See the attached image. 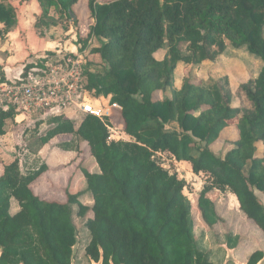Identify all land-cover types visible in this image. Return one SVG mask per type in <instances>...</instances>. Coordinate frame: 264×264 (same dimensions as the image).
Instances as JSON below:
<instances>
[{"label":"trees","instance_id":"obj_1","mask_svg":"<svg viewBox=\"0 0 264 264\" xmlns=\"http://www.w3.org/2000/svg\"><path fill=\"white\" fill-rule=\"evenodd\" d=\"M37 1L40 37V28L70 22L73 12L80 51L92 40L102 42L91 50L102 69L90 60L84 67L87 89L111 98L121 109L106 123L83 116L78 127L63 116L38 120L36 129L47 118L52 126L42 138L45 143L71 137L61 148L75 152L70 163H79L61 193L50 192L52 185L48 188L51 196L43 191L38 195L39 184L45 188L44 175L62 168L52 170L37 161L24 173L17 159L5 167L0 176V264H8L9 256L12 264H71L77 244L71 204L79 209V217L93 212L86 226L91 234L88 254L95 261L103 250L105 264H214L198 249L186 182L163 167L158 153L188 162L194 174L208 178L198 203L207 227L220 221L209 194L227 190L264 234V205L256 195L264 194V0H87L84 36L74 11L83 0ZM17 24L11 0H0V41ZM228 45L245 48L262 63L258 76L242 84L237 94L227 77L205 80L194 73L203 63L222 57ZM164 49L163 58H157ZM180 64L192 69L177 89ZM15 118L13 109L0 108V136ZM107 125L121 128L132 142L110 141ZM231 128L237 136L224 143V149H231L221 157L213 148ZM88 156L99 172L85 168ZM81 174L91 206L72 194ZM12 202L20 208L15 215ZM228 241L233 248L232 239ZM263 259L264 252L257 251L248 264Z\"/></svg>","mask_w":264,"mask_h":264},{"label":"rangeland","instance_id":"obj_2","mask_svg":"<svg viewBox=\"0 0 264 264\" xmlns=\"http://www.w3.org/2000/svg\"><path fill=\"white\" fill-rule=\"evenodd\" d=\"M113 0H101L103 3H107ZM14 5L20 11L21 7L24 5L22 0H13ZM87 0H83L82 3L78 4L74 7V11L79 18V24H82L83 32L82 35L87 34V18L89 16ZM56 19H58V15L53 12ZM73 22H65L64 20H59L58 25L52 26L49 28H40V32L44 33L43 39H46L49 43H57L60 44V47L64 50L63 54H68L74 48L75 45L80 53V46L77 45V37L76 31L73 26ZM55 44L54 46H56ZM102 42L98 39H95L93 43L89 46L87 50V55L91 62L95 63L100 69L101 60L98 56H92L91 50L95 47H100ZM53 46V45H52ZM66 52V53H65ZM167 50H162L157 53V58L161 59L165 55ZM8 55V50L5 53ZM4 55V54H3ZM37 61V60H35ZM262 68L261 61L252 56L245 48L235 49L231 45H228L226 52L220 57L218 60L214 62H205L201 66L197 67L194 70L197 79H220L223 77H227L229 79V83L233 90L234 94H237L239 87L242 84H245L249 80L256 78ZM192 69L191 66H187L184 64H180L175 73V84L174 88L181 89L184 78L187 76L188 72ZM93 71H96L97 68L93 67ZM2 74V72H0ZM170 96V93H165L163 96ZM91 97L88 96V99ZM156 99L160 98V95L155 97ZM239 100H235V104L238 105ZM83 114H78L77 118L73 120L75 125L78 127L80 121L83 118ZM40 115L33 116L32 119H29L25 124L21 125L22 127L16 128L14 123L9 122L7 126V134L8 137V145L11 143L9 149H11V155L15 158L16 156H30V158H36L33 160H38L39 162L43 159L41 157L38 158L40 152L44 150L43 158L46 155L52 156L54 158L52 161L53 169L62 168L61 172H48L44 175V185L45 188H42L43 184H39V192L40 195H48L51 196L48 192V188L53 186L49 191L52 193H61L60 190H63L67 187L68 180L79 163V161H74L72 164H64L68 162V159L62 156H57L64 154L65 152L61 146L68 142L71 137L70 136H60L49 143H45L42 138L48 133V131L52 128L51 125H48L49 118L45 121L46 124L42 125L38 129H36V124L38 120H40ZM45 119V118H44ZM19 135L20 144L17 145L16 137ZM236 130L231 128L223 134L222 138L219 140L218 144L213 148L214 152L221 157H224L225 154L231 148H223L224 143L227 140H232L236 138ZM110 139L124 142H132V139L124 133L121 129L110 131ZM55 152L56 154H53ZM67 156L69 152H66ZM76 156V155H75ZM158 159L161 161L164 168L170 170L172 173H177L179 178L186 182V188L184 190L185 196L190 200L192 204V217L195 225V238L198 242V249L205 254H207L211 261L214 264H247L250 256L257 252H264V234L257 227V225L249 220L244 213L240 210L239 203L236 197L231 194L229 191H220L214 190L209 194V198L215 204L217 213L220 217L219 223L213 228H209L205 225L202 220L201 212L199 210V198L200 194L204 189V186L208 183V178L201 174L196 175L193 173L192 166L190 163H180L177 162L171 155L169 154H157ZM47 159V157H46ZM11 159H5V162H10ZM85 168H87L90 172L96 173L99 172L97 164L95 160L88 156L87 162L85 164ZM25 169V168H23ZM26 173V171L24 172ZM79 174V173H78ZM49 179L51 180L49 182ZM47 180V182H45ZM53 181V182H52ZM86 180L83 175H77L75 178V182L73 183L72 191L76 194L80 195V200L82 203L91 206L92 199L88 194H85L86 190ZM43 183V182H42ZM256 195L259 197L261 202L264 205V194L259 191H256ZM54 197H56L54 195ZM53 198V197H52ZM77 212L78 208L75 206ZM76 228L78 230L77 233V244L74 247V254L83 256L82 254V246L80 243L81 233L80 230L83 228L85 221L81 219L74 220ZM232 239L233 248L229 247L228 239ZM229 258V259H228ZM228 259V260H227ZM232 259V260H230ZM233 260H235L233 262ZM81 264H91L89 260H84ZM261 264V263H259Z\"/></svg>","mask_w":264,"mask_h":264},{"label":"built area","instance_id":"obj_3","mask_svg":"<svg viewBox=\"0 0 264 264\" xmlns=\"http://www.w3.org/2000/svg\"><path fill=\"white\" fill-rule=\"evenodd\" d=\"M88 48L60 57L46 56L26 76L0 82V108L13 109L20 116V119L17 117L20 125L36 115L75 120L78 114L93 116L106 123L121 106L111 98L97 96L87 89L84 67L89 58ZM107 128L109 135L110 131L121 129L110 125Z\"/></svg>","mask_w":264,"mask_h":264},{"label":"crops","instance_id":"obj_4","mask_svg":"<svg viewBox=\"0 0 264 264\" xmlns=\"http://www.w3.org/2000/svg\"><path fill=\"white\" fill-rule=\"evenodd\" d=\"M24 2V5L21 7V10L19 11L17 7L14 5L13 0H11V4L15 7L16 13H17V19L18 24L17 26L10 32L8 35L0 41V82H8L9 80H16L20 78L21 76H26L27 73L31 69H33L38 61L46 56H63L64 50L60 47V44L57 43H49L46 41V39H43L39 36L37 29H36V23L37 18L40 17L42 11L40 8V5L37 0H31ZM57 44L56 46H54ZM53 45V46H52ZM75 50H69V53H77L78 49L75 45H73ZM8 50V55H6V51ZM66 53V52H65ZM68 53V54H69ZM4 54V55H3ZM37 60V61H35ZM2 109V108H1ZM4 111H7L3 109ZM15 118V124H17V128L21 127V125L25 124L28 120H26L23 124H18V118L20 117L17 113ZM19 116V117H18ZM18 117V118H17ZM47 116H41L40 119H43ZM29 118V117H27ZM20 119V118H19ZM9 134L6 133L4 136H0V176L4 174L5 167L15 161L16 159L19 160L21 170L25 171L28 170L30 167H32L33 164L37 163L38 160L30 158V156L26 155L25 157L22 156H16L15 158L10 154L11 153V143L8 145V137ZM19 135L16 137V143L17 145L20 144L19 141ZM44 150H47L45 148ZM44 150L40 152V155L43 160L38 161V164L46 163L51 168L53 166L54 161L52 156L49 157V155H46L43 158ZM64 154L57 155L55 152L53 154H56L57 156H62L68 159V162L64 163L65 165L67 163H70L76 156L75 152H69V155L67 156L66 151L63 152ZM11 159L10 162H5V159ZM47 157V159H46ZM96 163V162H95ZM180 163H188V162H180ZM98 167V165H97ZM25 168V169H23ZM99 169V168H98ZM86 184V182H85ZM72 194H76L74 191ZM81 201V200H80ZM20 210L18 204L16 202H12L11 207V214L15 215Z\"/></svg>","mask_w":264,"mask_h":264},{"label":"flooded vegetation","instance_id":"obj_5","mask_svg":"<svg viewBox=\"0 0 264 264\" xmlns=\"http://www.w3.org/2000/svg\"><path fill=\"white\" fill-rule=\"evenodd\" d=\"M70 207H71L70 210H71V213H72L71 221H72V224L74 225L75 230H76L77 233H78V230L76 228V225H75L74 220L77 218V219H81V220L85 221L83 228L80 230V233H81L80 243L83 244V246H82V254H83V256L81 257L80 255H75L74 256V264H81V262L84 261V260H89V262L91 264L93 262H95L97 264V263H99V261L101 260V258L103 259L102 264H105V261H104L105 258H104V252H103V250H100V257H99V260L98 261L93 260L92 259V256H90L88 254V247H89V244L91 243L90 242L91 241V236H90L91 234H90V230L86 226V222L89 219L92 218L93 212L92 211H89V212L86 213V215L84 217H81V216L79 217V214H78L79 213V209H78V212H77V210L75 208V204H71ZM74 247H72L73 253H72V257H71V264H72L73 254H74ZM109 263L112 264L113 262H111L109 260ZM8 264H12L10 262V256H9ZM20 264H23V263H20Z\"/></svg>","mask_w":264,"mask_h":264},{"label":"water","instance_id":"obj_6","mask_svg":"<svg viewBox=\"0 0 264 264\" xmlns=\"http://www.w3.org/2000/svg\"><path fill=\"white\" fill-rule=\"evenodd\" d=\"M70 15H71V17H72V22L74 23L75 21H76V16L73 14V12H70ZM2 250L0 251V259H1V256H2ZM74 256H75V254H73V258H72V264H74ZM229 259V258H228ZM227 259V260H228ZM230 260H232V259H230ZM102 261H103V259L101 258V260L99 261V263H97V264H102ZM235 260H233V262H234ZM259 263H261V264H264V259L262 260V261H260ZM258 263V264H259ZM92 264H96L95 262H93ZM113 264V263H112ZM237 264H239V263H237ZM248 264V263H247Z\"/></svg>","mask_w":264,"mask_h":264}]
</instances>
